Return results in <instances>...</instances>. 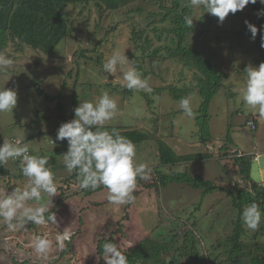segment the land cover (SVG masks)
<instances>
[{"label":"rangeland","instance_id":"374dc122","mask_svg":"<svg viewBox=\"0 0 264 264\" xmlns=\"http://www.w3.org/2000/svg\"><path fill=\"white\" fill-rule=\"evenodd\" d=\"M141 4L144 9L142 13L128 12L135 8L134 5L102 19L95 11L87 15V9L81 12L80 9L69 8L70 36L53 52L45 54L30 47L17 51L11 44L7 55H3L13 63L0 70V89L7 87L16 90L18 104L13 111L0 112V145L5 140H19L28 145L30 154L53 157L50 170L54 174V182L65 188L66 194L62 198V206L55 213L56 223L36 225L47 229L42 234H47L52 241L47 256H38L32 246L33 235L26 236L31 222L22 225L21 232H17L19 224L9 229L6 224L0 223V264H98L96 244L99 239H109L111 236H114L122 253L139 244L150 233L168 244L175 239L176 250L182 245L184 234L187 235L184 232L194 223L197 224L190 231L203 255L223 258L226 247H233L230 239L234 237L241 217L228 192L236 193L238 184L245 185L238 172L235 173L236 167H229L232 169L228 172L224 170L229 160L222 159L225 154L223 148L231 147L229 138L234 146L229 152H237L240 157L241 153L250 155L253 160L251 177L256 183L264 185V117L259 115L258 109H250L240 100L246 85V67H258L260 63L252 41L239 35V32H248L245 21L255 25L256 15L264 9V5L259 2L249 4L236 15L230 13L223 24L205 13L203 8H192L195 31L188 35L186 44L204 59L210 60L217 71L225 76L223 88L215 95L209 109L212 142L202 144L195 114H198L202 104L199 84L203 76L197 69L169 58L165 47L171 43L172 35L166 31L161 34L155 32L154 25H149L153 20L149 19L150 12L156 11L159 6L152 2ZM209 18L213 20L207 23ZM164 26L167 25L158 24L159 29ZM142 30L145 33L139 35ZM134 31L140 38L138 45L132 42ZM140 46L145 48L144 52L139 49ZM156 48L162 49L159 57L153 59ZM86 49L85 56L101 59L102 63L114 53L127 56L134 61L136 68L138 64L142 67L141 78L147 79L152 92L128 90L122 86L123 74L119 68L116 73L107 74L95 61L77 56ZM144 74L147 78H144ZM38 83L51 97L63 94L61 99L54 102L41 96L36 88ZM104 93L117 103L113 118L105 125L146 130L155 137L153 141L147 140L135 147L136 164L144 163L148 168L160 166L159 171L167 175L176 172H189L193 177L200 175L214 182L219 189L203 195L202 191H195L186 184H170L160 190L136 185L131 203L115 205L109 203L107 190L88 200L75 180L69 186L64 184L63 180L74 171L69 173L64 166L63 155L68 144L66 140H55L57 130L62 123L74 118V108L80 101L95 103ZM183 97L190 99L195 113L191 118L183 115L179 108V101ZM251 120L255 122L256 130L248 126ZM159 140L168 145L177 157L211 159H197L172 167L161 166ZM255 156H258L257 160ZM5 167L20 177L0 176V197L17 187L23 190L28 182L14 161L9 160ZM148 176L149 183H153L152 175ZM62 184L65 187L60 186ZM136 192L140 194L135 195ZM80 194L83 195L81 198ZM60 200L61 192L57 190L56 196H45L43 203L53 211ZM27 203L29 206H39L35 201ZM259 208L262 214L259 228L253 231L242 223L239 239V243L248 248L243 253L251 252L255 256L259 247L264 246V206ZM100 216L103 217L102 222ZM65 229L71 235L61 248L55 237ZM11 231H14L12 238L6 235ZM19 242L22 247L18 248ZM260 255L264 258V252ZM161 257L169 263L173 262L169 251L162 252ZM246 259V256L237 257V263L249 264L244 262ZM101 264L106 262L103 260Z\"/></svg>","mask_w":264,"mask_h":264},{"label":"trees","instance_id":"16d2710c","mask_svg":"<svg viewBox=\"0 0 264 264\" xmlns=\"http://www.w3.org/2000/svg\"><path fill=\"white\" fill-rule=\"evenodd\" d=\"M147 2H152L159 6L156 11L150 12L149 19L153 20L149 25H154L153 30L155 32H160L161 34V32L166 31L172 35L171 43L165 47L169 52V58L178 59L187 67L197 69L203 76L200 79L199 84V93L202 96V104L198 114H194L196 125L199 128L200 141L202 144H209L212 142L209 109L215 95L223 88L225 76L217 71L210 60L204 59L198 51L189 48L186 44L188 35L195 31L193 26L189 27L184 22V17H191L193 11L192 8L187 7L188 0H0V55L3 56L5 54L4 56H6V52L11 44L16 47L17 51H24L25 47H30L45 54L53 52L61 42L68 39L70 36L71 23L69 20V8L80 9L81 12L86 11L87 9V15L91 14L92 11H95L100 19H102V17H105L110 13H115L121 9L130 8L134 5L135 8L129 9L128 12L142 13L144 9L141 3ZM255 8L257 9L258 6L255 5ZM233 15H236V13ZM212 20L213 18H209L207 23L212 22ZM100 21L101 20H98V22ZM158 24H166L167 26L159 29ZM255 25L259 29L255 41L251 39V33L249 31L239 32V35L245 36L252 41L253 47L258 53L259 63L261 64L264 62V48L260 47V37L264 35V18H260L256 15ZM144 33L145 30H142L138 34L142 35ZM138 34H136L135 31L132 34V42L134 45H138V39H140ZM139 49L143 52L145 51V48L142 46H140ZM161 49L162 48L155 49L152 54L153 59L159 57ZM87 50L88 49L81 51L82 53H78L77 56L82 57L83 59H89L93 62L95 61L97 65L101 66L100 69L103 71V63L101 59H92L85 56ZM161 57L164 58V56ZM137 70L139 73L143 71L139 64L137 65ZM144 78H147L145 74ZM39 85L40 84L38 83L36 88L41 96L54 102L61 99L63 94H60V96L55 98L51 97L47 95ZM176 98L178 99V97ZM101 130H107L109 132L116 131L121 136L130 139L135 144V147L147 140L153 141V139H155L154 135L146 130L127 129L124 127L109 125H105ZM228 144H230V148H223L225 154L222 156V159L229 160L228 164L225 165L224 170L228 172L233 168L232 166L236 167L235 173L238 172L245 185L242 186L238 184L236 187V193L228 192L229 196L233 198L234 208L239 211L241 217L243 208L248 204L255 202L259 207L264 206V185L262 183H256L251 177L252 157L250 155H243L240 157L237 152L230 153L229 151H232V148L234 147L230 138L228 139ZM158 146L159 159L161 161V166L164 167H172L184 162L195 161L197 159H211V157L199 158L198 156L177 157L173 150L161 140L158 141ZM67 151L68 147L66 148V152ZM14 162L20 167L18 160ZM159 167L148 168L150 169L148 174L152 175V179L154 180L153 183L150 184L148 179L138 178L136 185L143 186L144 189L155 188L156 190H160L161 188L164 189L168 187L170 184H186L195 191H202L203 195H208L219 189L214 185V182L208 181L200 175L193 177L189 172H176L172 175H167L160 172L158 169ZM0 176L20 177V175H15L8 171L5 165L0 167ZM74 180L79 183L75 171L66 180H63V183L65 182L64 184L69 186ZM64 184L60 186L65 187ZM56 188L61 192V200L55 204L56 207H53V211L48 210V212L45 213L46 217L49 213H56L57 209L63 204L62 198L66 194L65 188L59 187V184H56ZM104 190L107 189L103 187L97 188L96 190L90 188L82 189L86 197L100 193ZM137 194L139 195L140 192L135 193V195ZM238 223L239 225L235 230L234 237L230 239L233 247L231 249L226 247L223 258H220L219 255H203V253L197 248L195 237L192 236V232L190 231V229L195 227L197 223H194L190 229H186L184 233L187 235L184 234L182 245L176 250L174 249L175 239L171 244H168L159 241L152 233H150L143 241L139 242V244L132 248H127L123 254L127 257L128 264H239L237 263V257L243 256L247 257V259L244 260L246 263L264 264V258L260 255L264 252V246L259 247V250L255 252L257 256L251 254V252L248 254L243 253V251L248 248L243 246L241 242L239 243L242 225L241 218H239ZM31 224L32 225L28 227V230L30 231H26V236L33 235L32 240H34L37 235L44 236L42 232L44 231L45 233L47 229L43 230L42 226L38 228L36 224ZM7 228L9 227L7 226ZM22 230L23 226L20 225L17 232H21ZM6 235L12 238L14 231H11ZM179 236L181 237V235ZM106 242L116 244L114 236H111L109 239L102 238L98 240V243L96 244V256L99 259L98 264H101L103 261V244ZM67 243L69 244L70 241H67ZM18 244V248L22 247L20 242ZM188 244H190V246ZM167 251H169L171 255L172 263H169L166 259L161 257V253ZM34 264L40 263L37 262Z\"/></svg>","mask_w":264,"mask_h":264},{"label":"clouds","instance_id":"9594fccd","mask_svg":"<svg viewBox=\"0 0 264 264\" xmlns=\"http://www.w3.org/2000/svg\"><path fill=\"white\" fill-rule=\"evenodd\" d=\"M260 3L264 0H188L187 7L203 8L223 24L229 14L242 11L249 4ZM258 17L264 18V9L258 12ZM184 22L191 27L194 20L190 16L184 17ZM251 39L255 41L259 29L249 21H245ZM260 47L264 48V35L260 37ZM13 61L0 55V70L9 67ZM119 71L123 74V85L128 90H143L151 93L147 79H142L134 61L127 56L114 53L103 63V71L114 74ZM247 79L240 100L250 109H258L259 115L264 117V62L258 67L248 66L245 69ZM18 104L16 90L0 89V112L13 111ZM179 108L183 115L191 118L194 112L190 99L185 97L179 101ZM117 110V103L107 93L102 94L95 103L91 101L79 102L74 108V118L64 122L57 130L55 140L67 141L68 151L63 155L64 166L69 173L76 172L79 186L82 189L103 187L107 189L109 203L123 205L134 200L132 195L137 179H148V166L144 163L136 164L135 144L118 132L101 130L105 123L110 121ZM55 142V141H54ZM256 157V156H255ZM9 160L19 161L22 175L28 182L24 189L14 188L10 193L0 197V223L9 228L15 224L24 225L31 222L36 225L56 223V214L48 212L43 203L44 197L56 196L57 188L54 174L50 170L47 155H32L27 144L21 141L5 140L0 145V167ZM48 165V166H46ZM105 191V190H104ZM35 201L36 207L27 202ZM261 210L255 202L246 205L241 213L243 225L256 231L261 223ZM15 222V224H14ZM71 233L65 229L56 235L55 240L63 248L64 241L70 239ZM34 252L38 256L46 257L52 247V241L45 236H37L32 241ZM103 260L106 264H128L127 257L118 246L111 242L103 244Z\"/></svg>","mask_w":264,"mask_h":264},{"label":"built area","instance_id":"2783aa9c","mask_svg":"<svg viewBox=\"0 0 264 264\" xmlns=\"http://www.w3.org/2000/svg\"><path fill=\"white\" fill-rule=\"evenodd\" d=\"M248 126H250L252 130H256L257 129V126H256L255 122L252 121V120L251 121H248ZM243 155L244 154L241 153V156H243ZM257 159H258V156H256L255 160H257Z\"/></svg>","mask_w":264,"mask_h":264},{"label":"crops","instance_id":"0c3cea01","mask_svg":"<svg viewBox=\"0 0 264 264\" xmlns=\"http://www.w3.org/2000/svg\"><path fill=\"white\" fill-rule=\"evenodd\" d=\"M67 147H68V146H67ZM100 193H104V191H102V192H100ZM100 193H99V194H100ZM97 194H98V193H97ZM97 194H96V196L98 197ZM94 195H95V194H94ZM94 195L87 197L88 200L91 199V198H94ZM82 196H83V195H81V194L79 195L80 198H81ZM80 198H79V199H80ZM102 218H103V217H101V216L99 217V220H100L101 222H102V220H101ZM96 225H97V224H96ZM82 252H83V251H82Z\"/></svg>","mask_w":264,"mask_h":264},{"label":"water","instance_id":"95a60500","mask_svg":"<svg viewBox=\"0 0 264 264\" xmlns=\"http://www.w3.org/2000/svg\"><path fill=\"white\" fill-rule=\"evenodd\" d=\"M42 155H45V154H42ZM53 163H54V159H53V157H50V158H49V165H50V164H53ZM46 166H48V165H46Z\"/></svg>","mask_w":264,"mask_h":264}]
</instances>
